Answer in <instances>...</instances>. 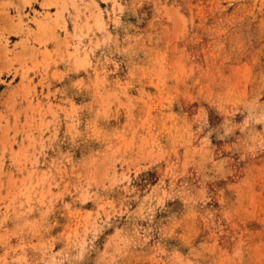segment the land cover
<instances>
[{"label": "rangeland", "instance_id": "rangeland-1", "mask_svg": "<svg viewBox=\"0 0 264 264\" xmlns=\"http://www.w3.org/2000/svg\"><path fill=\"white\" fill-rule=\"evenodd\" d=\"M0 264H264V0H0Z\"/></svg>", "mask_w": 264, "mask_h": 264}]
</instances>
